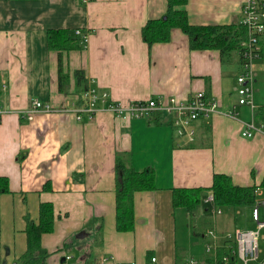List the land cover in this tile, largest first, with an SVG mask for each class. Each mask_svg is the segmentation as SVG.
Returning a JSON list of instances; mask_svg holds the SVG:
<instances>
[{
    "label": "crops",
    "instance_id": "crops-1",
    "mask_svg": "<svg viewBox=\"0 0 264 264\" xmlns=\"http://www.w3.org/2000/svg\"><path fill=\"white\" fill-rule=\"evenodd\" d=\"M244 2L188 0L186 10L192 24L240 23ZM166 8L167 0H0V176L11 188L0 195V264H12L26 250V215L38 219L41 202L55 209L54 230L41 239L48 264H181L197 247L193 234L204 238L205 231L194 232L190 212L173 206V188L210 187L214 173L229 175L236 185L262 186L264 133L242 135L251 110L237 103L238 51L223 61L218 49H191L180 28L149 48L142 27ZM49 29L89 35L82 47L59 51L48 48ZM60 58L68 75L62 85ZM258 64L260 121L264 70ZM78 69L88 86L109 92V101L185 98L202 90L220 111L191 122L192 139L178 134L173 115L121 117L101 103L92 120L84 113L79 121L70 111L28 118L34 98L58 108L85 106ZM233 107L236 117L225 113ZM118 154L137 170L155 171L156 188L135 193L133 231L116 229ZM209 193L200 205L206 211ZM93 218L103 221L101 237Z\"/></svg>",
    "mask_w": 264,
    "mask_h": 264
},
{
    "label": "trees",
    "instance_id": "trees-1",
    "mask_svg": "<svg viewBox=\"0 0 264 264\" xmlns=\"http://www.w3.org/2000/svg\"><path fill=\"white\" fill-rule=\"evenodd\" d=\"M187 3L188 0H167L165 14L160 18L149 19L142 27L143 40L151 48L156 42L169 41L172 29L180 28L189 37L191 49H218L221 52L222 60L227 61L239 50L241 40L246 37L245 26L238 22L211 25L192 24L186 10ZM82 41L83 39L79 35L67 29H49L47 32L49 49L59 51L76 49L83 46ZM261 44L264 46L263 41ZM67 77L68 75L63 73L62 58H60L61 85ZM75 77L77 89L83 97L88 88L83 70H76ZM206 95L210 96L208 93ZM157 114L162 115L163 113L157 112ZM258 115L264 120V106L260 108ZM115 172L116 229L118 231H133L136 225L135 193L156 188L155 171L152 167L137 170L128 159L126 160L125 154H118ZM261 185L264 186V178ZM45 188L48 189L49 186L46 185ZM208 191L213 193L217 205L232 210L239 205L251 204L255 197V185H236L229 175L214 173L213 184L210 187L173 188V206L186 208L193 218L196 209L200 207ZM9 192H11L9 178L0 176V195ZM90 223L97 224L95 231L101 237L103 221L93 218ZM54 226L55 209L51 202L40 203L38 219L26 215L27 247L18 259L19 264H48L50 253L42 246L41 239L44 233L52 232ZM98 243H101V239L95 240V244Z\"/></svg>",
    "mask_w": 264,
    "mask_h": 264
},
{
    "label": "built area",
    "instance_id": "built-area-1",
    "mask_svg": "<svg viewBox=\"0 0 264 264\" xmlns=\"http://www.w3.org/2000/svg\"><path fill=\"white\" fill-rule=\"evenodd\" d=\"M88 3L91 0H81ZM241 24L246 28V37L240 42L239 57L241 60V71L237 76L236 92L238 105L248 106L251 117L244 121L242 135L253 137L258 132L264 133V120L257 121V94H256V66L255 62L260 57L262 46L261 37L264 35V0H245L241 8ZM77 35L87 42L89 33L77 30ZM110 95L107 90H99L97 86H88L84 92L85 106L67 105L66 107H53L49 103L34 98L25 114L28 118L40 111H70L75 114L76 119L81 121L83 114L87 113L92 120L102 107L113 111L117 116L141 118L157 112L174 116V125L179 135H186L192 139L194 129L191 122L199 117H207L217 113L221 104L204 91H196L192 95L180 98L176 95L150 97L145 100L133 101L122 104L109 101ZM229 116L236 117L234 110L225 112ZM256 187L254 195H262L263 190ZM209 204V211L216 217L223 213L222 206L215 203L213 193H209L204 200ZM253 208V220L257 222V230L236 229L233 233L221 234L215 228H208L202 236L205 238L204 254L201 257L189 256L181 264H264L263 251L260 248V230L264 228V199H255ZM207 238V239H206ZM264 238V235L262 236ZM70 259V255L65 256ZM105 261L102 259L101 263ZM156 257H152V263ZM100 263V264H101ZM12 264H19L18 260Z\"/></svg>",
    "mask_w": 264,
    "mask_h": 264
},
{
    "label": "rangeland",
    "instance_id": "rangeland-1",
    "mask_svg": "<svg viewBox=\"0 0 264 264\" xmlns=\"http://www.w3.org/2000/svg\"><path fill=\"white\" fill-rule=\"evenodd\" d=\"M259 58L260 60L255 62L257 63L255 64V66L259 68L258 63H260V65L264 70V51ZM259 187H261L259 189L263 190V194L256 195L255 199H264V186H259ZM254 205L255 202L251 204H243L235 207L234 210L228 209L226 207H222L223 213L217 215L216 217L212 214L211 210L206 211L203 206H200L196 209V213L194 214V217L192 218L191 221V224L194 228L193 231L196 232V230H198L202 232V231H206L208 228H215L221 234H225L227 232L233 233L236 229L257 230L258 229L257 222L253 220ZM263 235H264V228L260 230V243H259L260 248L262 249L264 255V238H262ZM193 236L197 240V247L195 248V250L193 249V252H191L190 255L188 256L196 254L194 252L201 253L204 249L203 245L205 239L200 238L199 235L196 233H194ZM202 254H204V252H202ZM185 258H187V256Z\"/></svg>",
    "mask_w": 264,
    "mask_h": 264
},
{
    "label": "water",
    "instance_id": "water-1",
    "mask_svg": "<svg viewBox=\"0 0 264 264\" xmlns=\"http://www.w3.org/2000/svg\"><path fill=\"white\" fill-rule=\"evenodd\" d=\"M165 18V17H164Z\"/></svg>",
    "mask_w": 264,
    "mask_h": 264
}]
</instances>
